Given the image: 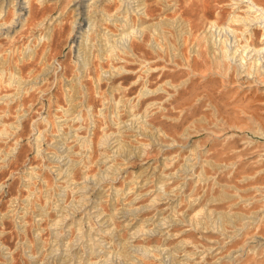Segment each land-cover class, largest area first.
<instances>
[{"label": "rangeland", "instance_id": "1", "mask_svg": "<svg viewBox=\"0 0 264 264\" xmlns=\"http://www.w3.org/2000/svg\"><path fill=\"white\" fill-rule=\"evenodd\" d=\"M228 1L0 0V264H264V71L210 47Z\"/></svg>", "mask_w": 264, "mask_h": 264}, {"label": "bare ground", "instance_id": "2", "mask_svg": "<svg viewBox=\"0 0 264 264\" xmlns=\"http://www.w3.org/2000/svg\"><path fill=\"white\" fill-rule=\"evenodd\" d=\"M227 5H230L231 7L227 25L220 26L217 21H210V47L214 50L219 48V53H222L223 60L225 59L229 62L235 61L236 63L237 56L240 55L237 65L242 67L251 63L250 65L255 70L257 68V71L260 69L264 71V0H229ZM240 11H243L244 14H241ZM218 13H220V11ZM237 22L245 26L242 33L247 32L252 38L257 33H261L260 42L262 44L260 47L251 43L244 45V47L240 49V46L243 45H240L238 34L236 32L237 29L231 26L232 23L234 24ZM213 27H215V29H213ZM217 28L220 29L218 30ZM222 28L230 29L231 32L235 34V36L232 37L233 39L230 40L229 37H224V34L221 33ZM248 39L250 38L248 37ZM237 42L238 44H236ZM234 48L236 49L232 52V49ZM242 51H246L247 53L245 52L246 54L244 55V52L242 53ZM248 60L251 61L248 63Z\"/></svg>", "mask_w": 264, "mask_h": 264}]
</instances>
